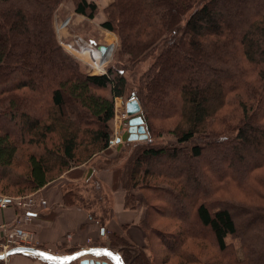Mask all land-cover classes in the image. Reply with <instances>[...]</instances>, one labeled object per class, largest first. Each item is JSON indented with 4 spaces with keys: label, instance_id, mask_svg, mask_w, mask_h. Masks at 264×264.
<instances>
[{
    "label": "trees",
    "instance_id": "trees-1",
    "mask_svg": "<svg viewBox=\"0 0 264 264\" xmlns=\"http://www.w3.org/2000/svg\"><path fill=\"white\" fill-rule=\"evenodd\" d=\"M72 1L77 13L96 16L94 0ZM62 2L0 0V169L1 179L17 185L14 195L35 191L106 150L115 99L126 95L128 79L121 65L93 74L59 40L55 14ZM106 12L102 26L117 33L120 54L130 62L151 57L127 94L141 105L148 138L135 142L127 137L136 148L123 169H113V189L123 187L126 207L135 208L129 190L145 184L153 203L167 200L166 206L153 208L178 230L153 226L145 196L148 208L140 223L145 244L111 231L107 221L113 208L97 175L85 182L92 198L70 186L64 203L87 208L107 236L101 245L118 252L126 264H155L152 234L162 238L171 255L186 254L188 239L209 234L232 264H264V172L259 171H264V0H113ZM25 88L43 94L41 117L23 106ZM162 94L166 99L158 114L150 105ZM228 103L236 110L220 114ZM157 117L175 122L157 126ZM214 119L225 122L215 128ZM3 122H13L20 133ZM155 129H167L177 143H152ZM194 139L186 151L182 145ZM20 153L26 156V172L14 178L10 172ZM218 154L227 159L219 171L214 163L200 166L205 157ZM165 158L167 169L152 163ZM227 184L246 196L227 191ZM169 198L185 204L188 212L176 210ZM89 205H99L101 213ZM230 235L237 243L228 240Z\"/></svg>",
    "mask_w": 264,
    "mask_h": 264
},
{
    "label": "rangeland",
    "instance_id": "rangeland-1",
    "mask_svg": "<svg viewBox=\"0 0 264 264\" xmlns=\"http://www.w3.org/2000/svg\"><path fill=\"white\" fill-rule=\"evenodd\" d=\"M93 1V0H90ZM97 5H98V11L97 14L94 18H89L83 14L77 13L75 11V3L72 0H63V2L58 6L57 10H56V14H55V26H56V31H57V35L61 33L62 30L59 31L58 26L61 24L63 19H70V31L73 32V30L75 31H80L82 32V34L85 35V37H88L89 40L92 41V43H102L105 42L107 43V45H110V48H112L111 54L109 59L107 60L105 66H100V65H93L91 62V59L86 57V56H80L79 54H74L76 58H78L82 63L85 64V66L87 67L88 71L93 73V74H98V73H103L106 71L107 68H109V66L111 67L113 64H119L121 65L125 71V76L128 79V85H127V89H126V95L125 96H121V97H117L115 99V116L111 119L110 121V126H111V130H112V140H114L113 143L110 144V146L104 150L99 152L98 154H96L95 156H93L89 161L84 162L82 164L85 163H89L92 162V164H94V167L97 169L98 167L101 168H107V169H112V177H113V181L115 179L114 177V172L113 169L115 167H122V169L126 166V163H128V160H130V155L131 153L134 151V149L136 148V143L138 141H141L140 139L137 140H129V141H135V142H130L127 141V137L129 134V115L126 113V102L132 97H130V95H127L129 93V89H130V85L135 84V81L140 77V75L142 74L143 71H145L151 63V57L146 58L145 60L141 61V62H130L127 60L128 56L120 54V50H119V37L117 35L116 32L114 31H110L106 28H104L102 26V22H104L107 18H108V13L106 12V7H108L113 0H94ZM78 15H77V14ZM80 16L81 19H79L78 23H75V26H73V20L74 18ZM57 22V23H56ZM59 36V35H58ZM84 37V38H85ZM59 38V37H58ZM60 40V39H59ZM63 40V37L62 39ZM65 47V46H64ZM84 52V51H83ZM119 59L123 60L122 62H119ZM93 62H98V58L93 60ZM255 75H253L254 77ZM2 81H6V78H3ZM98 92H102L103 94H107L108 89H102L99 88L97 90ZM167 90L164 88V93ZM23 94L26 97V99L23 101V106H25L26 111L30 112L34 117H41V111L40 109L42 108L40 106V104L44 101V97L42 96L43 94H37L36 92L30 90V89H23ZM130 97V98H129ZM166 97L163 96V94L159 97V99H157L155 102L153 101V104L150 105L151 109L155 112H157L158 114L160 113V107L163 106V102L165 101ZM123 100V101H121ZM68 109L66 110V112L68 113V110L70 108V105L68 104ZM236 110V106L235 104H229L227 106H225L223 108V113H227L230 111H235ZM230 114V113H229ZM227 114V115H229ZM18 123V120L14 121ZM157 126H161L164 123L168 124V123H173L175 122V119L173 118L172 120H164L163 118H159L157 117V119H155L154 121ZM221 122H225V120H221V119H214L212 124H214L215 128H219L221 126ZM4 126H7L6 122L2 123ZM22 126V123H21ZM7 129L10 131H15L16 134H19L21 131L20 129H14V123L12 122L11 124H9L7 126ZM155 136L152 140V143H158V144H168V145H173L176 144V137L172 134L169 133L167 131V129L165 130V132L160 131L159 129L156 130L155 129ZM13 132V133H15ZM121 136V143H116L117 142V137ZM197 142L196 139H194L191 142L185 143V145H182L183 148L186 151H189L191 146L193 144H195ZM28 146V144H26ZM25 146V144H24ZM26 147V146H25ZM230 151H232V149H229ZM22 153V150L20 151ZM19 154L18 158L16 159V161L14 162L13 166H12V170L10 172V174L12 175V177L16 178L17 175H20L22 173L26 172V166H27V162H26V156L23 154ZM206 158V162H200V166L204 167L207 165V163H214V165H212V168L217 169L219 171V167L226 162V158L221 157L219 154L218 156H207ZM231 161V160H230ZM159 162V163H158ZM158 162H156L155 160H152V163L154 164V166L156 168H158V170H161L164 168H166L164 166V164L166 162H168V160L165 159H160ZM81 165V164H80ZM79 165V166H80ZM167 169V168H166ZM80 169L76 168L71 170L70 172H64L63 178L62 180H65V177L67 174H75L74 172H78ZM260 173L264 172L263 170H259ZM4 173V169H0V193L3 194V192L6 193H13V195L15 193H17L18 187L17 185H10V183H8V180L3 178L1 179V177H3ZM58 172H54L53 175H56ZM61 175V176H62ZM61 176L55 178L54 180H52V183L61 180ZM10 177V176H9ZM99 178V177H98ZM100 179V178H99ZM124 180H127V178L125 177ZM55 182V183H56ZM89 183H91V181H89ZM125 184V181H124ZM8 185L7 188L4 189V186ZM122 184L120 183L119 186H121ZM72 186V188L74 189V191H78L79 194H84L85 196H88L87 198L89 199V197H93L91 195V192H87L85 189L86 187L90 188L87 183H85V181H80V182H67L65 188H63V190H66V188ZM141 187H136L135 189H130L129 191L131 192V194H133V197H135V202L138 204V206H142L145 210V212L147 211L148 205H149V213L151 215L150 220L153 222V226H155V228L157 227V230H162L164 232L167 231H177L178 227L176 225H174L173 221L171 219H169L168 217L163 215L162 210H155L153 207L156 206H161V205H165L168 203L167 200H162V202H158L157 204L153 203V198H152V193L145 187L144 185H140ZM144 186V187H142ZM201 186H204L205 188L207 187V184H201ZM112 187H113V182H112ZM226 189L227 191L232 190L237 192L235 195L243 197L246 195H243V193H241L238 189L235 188V186L232 184L230 185H226ZM125 191V189L123 187H119L117 189H120ZM142 188V189H141ZM4 189V190H3ZM198 191L201 193L202 192V188L198 189ZM23 195H38V196H42L44 198H47V195L44 192H40V191H30L29 189L24 190ZM221 193V192H220ZM109 198H110V202H111V192L109 191ZM6 195V194H4ZM90 195V196H89ZM221 196L223 195L220 194ZM145 196L148 199L147 204L145 205L144 200H145ZM132 200V199H131ZM169 200L172 202L173 207L176 210H182L183 208H185L188 212V207H186L185 204H181L178 203L176 200H171V198H169ZM168 200V201H169ZM49 201V200H48ZM170 204V203H169ZM89 207L95 211V213H97L98 215L101 213V209L99 207V205H89ZM208 233V232H206ZM206 237H201V239H195V238H190L187 240V243H185V247L187 246V248L189 249L188 252L185 254L183 252L180 253V255H171L170 254V250L169 248H167V246L165 244L162 243V238L156 235H151V243H152V249H153V255H155V258H157L158 260H155V264H232V261L229 258H224V256L222 255V251L218 248L216 242L213 241L212 237L207 234L205 235ZM175 240V239H174ZM228 240H234L235 243H237V240H235L231 235L228 237ZM175 242V241H174ZM87 248V247H86ZM56 254H61V255H66V254H70V252H67L66 250L62 249V250H58V251H53ZM230 252V251H229ZM230 254V253H229ZM185 255V256H182ZM228 255V253H227ZM164 258V259H163ZM76 262V263H75ZM50 264H55L53 262H49ZM69 264H79V260H75L73 261V263H69ZM110 264H112V261L110 262Z\"/></svg>",
    "mask_w": 264,
    "mask_h": 264
},
{
    "label": "crops",
    "instance_id": "crops-1",
    "mask_svg": "<svg viewBox=\"0 0 264 264\" xmlns=\"http://www.w3.org/2000/svg\"><path fill=\"white\" fill-rule=\"evenodd\" d=\"M77 14V13H76ZM78 15V14H77ZM80 16L74 18L73 26L79 22ZM56 20V19H55ZM57 23V22H56ZM70 25V24H69ZM71 26V25H70ZM70 26L63 29L58 34L59 39L63 37V44H72L78 38H82L88 42H92L85 37L80 31H70ZM85 37V38H84ZM107 44L105 42H102ZM74 54L80 56H87L86 52L72 50ZM117 141L116 143H121ZM113 143V142H111ZM80 170L74 172L75 174H67L65 180H58L54 183L49 182L47 185L35 190L44 192L49 200V206L41 210L36 216L26 222L25 226L34 232L35 238L43 248L52 251L69 250L71 248H86L90 246L101 245L107 240V236L103 234L101 223L89 216L87 208L73 203L65 204L64 195L67 182L85 181L91 176L97 175L103 182L104 188L111 192V206L113 208V215L107 221V226L111 231L119 235L125 236L130 241L138 244H145L144 230L140 226L141 220L145 215V210L142 206L129 208L125 205V192L120 189H113L112 169L94 167L92 162L81 164L77 166ZM75 168L68 170L70 172ZM110 195V194H109ZM22 213L20 208L9 206L0 208V223H12L15 218ZM9 264H50L44 262L31 254L18 253L8 257ZM0 264H5L4 259H0Z\"/></svg>",
    "mask_w": 264,
    "mask_h": 264
},
{
    "label": "built area",
    "instance_id": "built-area-1",
    "mask_svg": "<svg viewBox=\"0 0 264 264\" xmlns=\"http://www.w3.org/2000/svg\"><path fill=\"white\" fill-rule=\"evenodd\" d=\"M69 24V18L63 19L61 24L58 26L59 31L66 29ZM63 45L70 52H72V50L87 52L94 66L99 64L98 62H93V58L96 56L104 57L107 53L106 51L103 55H101L96 49L94 43L88 42L82 38H78L72 44L65 43ZM109 48L107 50H109ZM9 206L20 208L22 213L18 215L12 223H0V253H5L9 249L17 246H33L43 248L39 244V241L35 238L34 232L28 229L25 224L30 221L33 216H36L41 210H44L49 206L48 199L38 195L8 196L0 193V208L3 209ZM43 249L52 251L47 248ZM4 260L5 264H9L8 258H5Z\"/></svg>",
    "mask_w": 264,
    "mask_h": 264
},
{
    "label": "water",
    "instance_id": "water-1",
    "mask_svg": "<svg viewBox=\"0 0 264 264\" xmlns=\"http://www.w3.org/2000/svg\"><path fill=\"white\" fill-rule=\"evenodd\" d=\"M95 47L100 54L103 55L109 48V45L97 43ZM125 109L126 113L130 116L128 140L147 139L148 133L146 131L144 119L140 114L141 105L137 98L132 96L126 102ZM120 139L121 136H118L117 141H120ZM112 142H114V140H112ZM102 232H104V229H102ZM18 253L31 254L44 262H53L55 264H69L75 260H79L80 264H110L111 261L116 264H126L118 252L105 245L81 248L66 255L56 254L55 252L40 247L17 246L9 249L5 253H0V259H5Z\"/></svg>",
    "mask_w": 264,
    "mask_h": 264
},
{
    "label": "bare ground",
    "instance_id": "bare-ground-1",
    "mask_svg": "<svg viewBox=\"0 0 264 264\" xmlns=\"http://www.w3.org/2000/svg\"><path fill=\"white\" fill-rule=\"evenodd\" d=\"M106 51H107V53L104 55V57L96 56V57L93 58V60L98 58V64L100 66H104L106 61L109 59L111 51H112V48H109V50H106ZM86 54H87L88 58H90V56H89V54L87 52H86Z\"/></svg>",
    "mask_w": 264,
    "mask_h": 264
}]
</instances>
